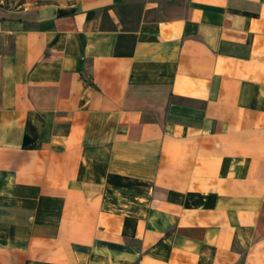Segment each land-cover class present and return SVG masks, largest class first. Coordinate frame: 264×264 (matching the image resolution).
Segmentation results:
<instances>
[{
  "label": "crops",
  "instance_id": "1",
  "mask_svg": "<svg viewBox=\"0 0 264 264\" xmlns=\"http://www.w3.org/2000/svg\"><path fill=\"white\" fill-rule=\"evenodd\" d=\"M0 264H264V0H0Z\"/></svg>",
  "mask_w": 264,
  "mask_h": 264
}]
</instances>
